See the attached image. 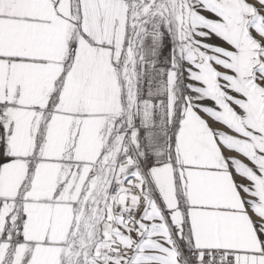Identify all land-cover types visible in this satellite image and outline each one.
Segmentation results:
<instances>
[{"label": "snow or ice", "instance_id": "6c2138e0", "mask_svg": "<svg viewBox=\"0 0 264 264\" xmlns=\"http://www.w3.org/2000/svg\"><path fill=\"white\" fill-rule=\"evenodd\" d=\"M0 264H264V0H0Z\"/></svg>", "mask_w": 264, "mask_h": 264}]
</instances>
